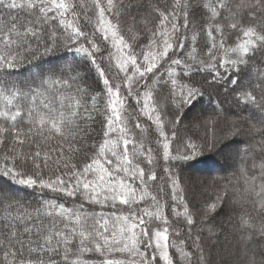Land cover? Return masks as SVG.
<instances>
[{"label": "snow or ice", "instance_id": "obj_1", "mask_svg": "<svg viewBox=\"0 0 264 264\" xmlns=\"http://www.w3.org/2000/svg\"><path fill=\"white\" fill-rule=\"evenodd\" d=\"M0 175V264H264V0H0Z\"/></svg>", "mask_w": 264, "mask_h": 264}, {"label": "trees", "instance_id": "obj_2", "mask_svg": "<svg viewBox=\"0 0 264 264\" xmlns=\"http://www.w3.org/2000/svg\"><path fill=\"white\" fill-rule=\"evenodd\" d=\"M61 56H66L68 61H71L73 59L74 53L73 52H68V53H60ZM77 60H79V57H76ZM56 63H64V60H59L56 61ZM45 67H47V65H45ZM85 75L90 76L92 79H95L96 74L94 71L88 73L87 70H85V72L83 73ZM24 75L26 76L27 73H24ZM19 78H23V77H19ZM211 91V90H209ZM220 100L223 106V110L225 113H227L228 115H231L235 110L234 105L230 104L229 102H225V106L223 105V102L225 101L223 94H219L217 95L216 93H212L211 96L209 94H205V96L203 97V99L201 101H199L196 105V108L193 110V112L189 113L188 118L185 119L184 124L185 125H189L192 122V117L193 115H200L201 112L203 114V116H207V115H211L214 114V109L215 110H219L220 105L217 104V100ZM225 128L224 122L223 120L221 121V123L217 126L216 128V136L219 137L223 134L222 130ZM183 135V132H182ZM188 135H191L193 137V139L195 140V142L200 146V155L197 156L194 160H190L187 162H181L182 163V167L184 169L182 175L184 177H187V174L185 172H190L192 170V168L194 167H198L199 165H203V161L205 156H213V150L211 147L208 146V144L212 143V133L209 132L208 133V143H205L204 141V137H205V130L203 128L201 129H189L188 131ZM223 142V145H220ZM217 148L219 147H226V149H228V151H226L227 153L225 154L226 160L223 163V165L221 167H219L217 172L214 173H208V177H201L204 178L205 180L211 181L213 178L216 179H221L224 176H227L231 173V171H233L232 168L229 167V165L232 163V154L234 152L235 149V142H228L225 140H219L217 143ZM173 149L176 148H180L181 145L180 144H173ZM219 154V153H218ZM217 154V149H215V155L217 156L218 159H220L219 155ZM197 178V177H196ZM0 187H5V188H20V186L13 184V182L10 180L9 177H5L3 175H0ZM26 200L29 201H40L42 198L41 193H39V190H37L36 192H33L31 189H26L23 188L21 189V193H20ZM51 195V194H49ZM199 194H197V199H199ZM61 202L66 203V205L68 207L72 206V202L68 199V198H63ZM169 213L171 212V209H168ZM222 219H226L225 217L222 216H218L216 218L217 223H219Z\"/></svg>", "mask_w": 264, "mask_h": 264}, {"label": "rangeland", "instance_id": "obj_3", "mask_svg": "<svg viewBox=\"0 0 264 264\" xmlns=\"http://www.w3.org/2000/svg\"><path fill=\"white\" fill-rule=\"evenodd\" d=\"M226 101L223 102V105L225 106ZM236 110V109H235ZM215 149H217V144L215 148H212L213 150V156H205L204 161H203V165H199L198 167H194L192 168V170L189 172H185L187 174V177L189 175H193L195 177H197L198 182L199 180H205L204 178L201 177H205V176H209L208 173H214L217 172L219 169V167H221L223 165L221 159H218L217 156L215 155ZM222 164V165H221ZM185 177V178H187Z\"/></svg>", "mask_w": 264, "mask_h": 264}, {"label": "bare ground", "instance_id": "obj_4", "mask_svg": "<svg viewBox=\"0 0 264 264\" xmlns=\"http://www.w3.org/2000/svg\"><path fill=\"white\" fill-rule=\"evenodd\" d=\"M223 145V142L220 144ZM226 151H228V149H226V147H219L217 148V154L219 155L221 161L224 163L226 160L225 154L227 153Z\"/></svg>", "mask_w": 264, "mask_h": 264}]
</instances>
